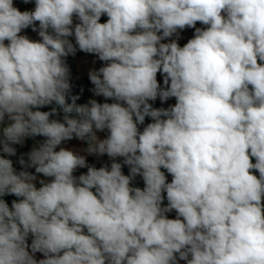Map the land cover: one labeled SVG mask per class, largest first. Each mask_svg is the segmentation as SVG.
<instances>
[{
	"label": "clouds",
	"instance_id": "clouds-1",
	"mask_svg": "<svg viewBox=\"0 0 264 264\" xmlns=\"http://www.w3.org/2000/svg\"><path fill=\"white\" fill-rule=\"evenodd\" d=\"M34 3L0 0V197L20 198L0 199V264H264V0ZM186 28L183 47L162 42ZM77 46L104 62L91 91L113 102H66ZM36 137L17 171L13 145ZM74 138L110 167L57 150Z\"/></svg>",
	"mask_w": 264,
	"mask_h": 264
},
{
	"label": "crops",
	"instance_id": "crops-1",
	"mask_svg": "<svg viewBox=\"0 0 264 264\" xmlns=\"http://www.w3.org/2000/svg\"><path fill=\"white\" fill-rule=\"evenodd\" d=\"M13 3H14V7L18 8L20 11H31V10H34V7H35L34 0H32V2L28 3V4L23 3V0H13ZM102 17H104L105 19H108L106 15L102 16ZM73 19H74V25H75V23L79 22L75 17ZM196 27L204 28L206 26L202 25L200 22H197ZM194 32H195V28H186V29H184L182 31H179V35L178 36L176 34H174L173 37H171L168 40H164L162 42L167 43V42H170V40L175 39V40H177L179 45L181 47H183L184 44H186L189 39L193 38ZM21 34L22 35H27L32 40H39L40 39V37L38 36V33L37 32H33L31 27H29L28 29L23 30ZM69 39L75 45L74 37H69ZM6 43H7V41H6ZM66 63H67L68 66L71 65V66H74L76 68V76L79 77V78H89V72L91 70H98L100 67L104 66V62L98 60L94 54L84 53V52H82V51H80L78 49V46H77V51H76L75 55H69L66 58ZM157 79H158V82L160 83V85L163 86L164 85L163 84V76L158 73ZM91 99H95L99 103H103V101H104V97L95 96L93 94V92L90 93L88 101L91 100ZM88 101H87V103H88ZM155 102H158V103H161L163 105H166V106L170 107V106H174V104L176 103V100H175V98H170V99H168L165 102H161L160 98L157 97ZM51 107H58V106L53 104V105L50 106V108ZM58 111L60 112L59 117H53V118H57V119H60L62 121L64 113L59 108H58ZM7 123H8V121H7V118H6L5 119V124L3 126H6ZM146 124L142 125L141 129L144 126H146ZM0 128H2V126H0ZM0 135H2V131H0ZM97 135L100 136V138H104L107 135V132L106 131L103 132V133L98 132ZM25 141H26V139H25ZM33 146H35V145H33ZM36 146H38V145H36ZM21 147H22V150L25 149V142H24L23 146H21ZM32 147H31V149H32ZM59 147H64L66 149L78 152L81 155H85L86 159H87V163L91 164V165H95L97 168L103 166L104 164H108L109 167H110V163L111 162H109L107 160V156L106 155H104V156L88 155L84 151V149L87 147V143L85 141H80V140H77V139L74 138V139H72L70 141L62 142V144L60 146H58L57 150H59ZM251 160H252V158H251ZM122 161H123V158H117V162L122 163ZM252 162L255 163V160H252ZM123 168H129V166L122 164V169ZM85 169H87V168L77 169V171L74 174H78L79 172H82ZM252 172H253V174L257 175V177L259 176L258 170H252ZM165 175L167 177V182L170 183L171 179H172L171 175L169 173H167V172L165 173ZM76 176H78V175H76ZM40 179H50V178L38 177L37 180L34 181V183L36 184L37 187H40V184H39V180ZM140 186L143 187L144 186V182H141ZM165 194L166 193H164V195ZM0 199H4L5 202H6V196L0 197ZM166 205H167V199L165 197L162 206H166ZM166 215L170 219H175L176 218V212L175 211L167 213ZM32 239H33V237L31 235H29V237L27 238V243L29 245L28 251L30 252V254H31L30 245H31ZM34 258L37 261H39L41 259H45L46 257H44V255L42 253L37 252V253H35ZM178 264H186V262L183 261V260H178Z\"/></svg>",
	"mask_w": 264,
	"mask_h": 264
},
{
	"label": "trees",
	"instance_id": "trees-1",
	"mask_svg": "<svg viewBox=\"0 0 264 264\" xmlns=\"http://www.w3.org/2000/svg\"><path fill=\"white\" fill-rule=\"evenodd\" d=\"M106 20L107 19H105L104 17H101V22H106ZM68 67L70 69L69 82H70L71 88L66 93V102L67 103H72L71 97L72 96H79V99L76 101V104L77 105L86 104L88 99H89L90 93H92L91 90L94 88V85L92 84V82H91V80L89 78H79V77H77L76 76V68L74 66L69 65ZM161 87H164V85L161 86ZM104 102L111 103L113 101H111V100L105 101V99H104L103 103ZM149 103L152 104L153 108H164V109L169 108L168 106L163 105V104L158 103V102H155V101H149ZM40 110L49 111L50 110V106L42 108ZM69 115L72 116V117H76L75 112H73V113H71ZM151 122L152 121H151L150 117H146L145 118V124L146 123H151ZM43 139H44L43 137L26 138L25 149L24 150H22L21 145H13L17 149V155L13 156V157H10V159L13 160V166H14V168H16L17 171L21 170V166L18 163V158H19L20 154L29 152L33 145H35V146L39 145V143ZM25 159H27V157H25ZM252 160H255V158L253 157ZM161 170L164 173L167 172L166 169L162 168ZM29 171L34 172L35 170L34 169H29ZM122 171H123V173L125 175L129 174V168H123ZM86 172H87V169H85L82 172H79L78 174H74V175H78L79 176L80 174L86 173ZM38 177H42V176H38ZM42 178H44V177H42ZM141 182H143L142 177L137 176L132 181V186L143 188L144 186L143 187L140 186ZM5 196H6V203H8L10 209H11V206H12V201L13 200L18 201L20 199V198L14 196V195H5Z\"/></svg>",
	"mask_w": 264,
	"mask_h": 264
},
{
	"label": "built area",
	"instance_id": "built-area-1",
	"mask_svg": "<svg viewBox=\"0 0 264 264\" xmlns=\"http://www.w3.org/2000/svg\"><path fill=\"white\" fill-rule=\"evenodd\" d=\"M107 160L109 161V162H111L110 160H109V158L107 157Z\"/></svg>",
	"mask_w": 264,
	"mask_h": 264
},
{
	"label": "rangeland",
	"instance_id": "rangeland-1",
	"mask_svg": "<svg viewBox=\"0 0 264 264\" xmlns=\"http://www.w3.org/2000/svg\"><path fill=\"white\" fill-rule=\"evenodd\" d=\"M164 196L166 197V194Z\"/></svg>",
	"mask_w": 264,
	"mask_h": 264
}]
</instances>
